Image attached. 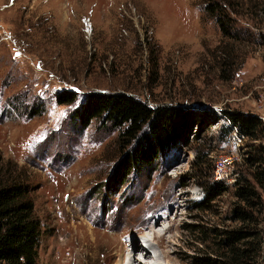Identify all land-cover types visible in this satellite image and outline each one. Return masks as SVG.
<instances>
[{
  "label": "rangeland",
  "instance_id": "rangeland-1",
  "mask_svg": "<svg viewBox=\"0 0 264 264\" xmlns=\"http://www.w3.org/2000/svg\"><path fill=\"white\" fill-rule=\"evenodd\" d=\"M241 7L231 14L235 41L220 38L198 0H0V154L32 185L37 264H129L142 251L135 235L145 231L154 236L149 264H163L166 253L173 264H191L196 238L242 223L230 217L245 207L233 182L219 181L227 189L215 197L208 190L213 158L228 152L237 177L260 190L246 159L264 158V12ZM62 90L77 99L57 104ZM96 91L208 110L209 119L198 118L187 146L110 189L123 152L117 131L99 120L79 129L71 118L81 95ZM224 110L259 117V139L217 133ZM256 217L264 264V212Z\"/></svg>",
  "mask_w": 264,
  "mask_h": 264
},
{
  "label": "trees",
  "instance_id": "trees-1",
  "mask_svg": "<svg viewBox=\"0 0 264 264\" xmlns=\"http://www.w3.org/2000/svg\"><path fill=\"white\" fill-rule=\"evenodd\" d=\"M198 0L204 18L213 20L220 38L238 40L231 14L247 8L248 14L264 12V0ZM244 11V10H243ZM246 13V11H245ZM78 94L62 90L56 94L57 104L68 105ZM208 110L199 113L189 107L172 105L149 106L125 92H89L81 95L73 108L71 118L79 129L86 128L92 120L109 123L117 132L116 145L123 152L116 161L107 187L122 186L128 177L143 167L153 164L170 149L187 146L191 129L198 118L208 121ZM226 120L217 133H227L233 128L248 140L259 139L262 124L259 117L238 111L224 110L220 115ZM252 167L251 178L257 188L243 177L231 184L233 195L244 201L245 207L235 206L230 217L242 223L221 234L210 229L211 238H196L201 248L191 264H258L262 246L261 230L257 228L264 212V158L260 153L246 159ZM227 186L219 181L208 185L211 196L225 192ZM33 188L26 170L10 158L0 154V264H37V249L41 223L33 205ZM203 203L196 208L202 209ZM254 210L256 211L254 213ZM199 232V231H198ZM211 239L212 247L207 241Z\"/></svg>",
  "mask_w": 264,
  "mask_h": 264
},
{
  "label": "built area",
  "instance_id": "built-area-1",
  "mask_svg": "<svg viewBox=\"0 0 264 264\" xmlns=\"http://www.w3.org/2000/svg\"><path fill=\"white\" fill-rule=\"evenodd\" d=\"M231 137L235 142H240L241 137L236 134L235 128H233L231 131ZM235 156L236 155H233V153L228 152L224 154H217L213 158L210 173V177L212 178V180H223L226 181V183L235 181V179L237 178V174L234 172V165L237 158Z\"/></svg>",
  "mask_w": 264,
  "mask_h": 264
},
{
  "label": "bare ground",
  "instance_id": "bare-ground-1",
  "mask_svg": "<svg viewBox=\"0 0 264 264\" xmlns=\"http://www.w3.org/2000/svg\"><path fill=\"white\" fill-rule=\"evenodd\" d=\"M150 233H151V235H152V232L150 231ZM159 236V235H158ZM158 236H155V237H158ZM152 237V240H153V238H154V236L152 235L151 236ZM161 239V238H160ZM154 245V240H153V242H152V246ZM158 246V245H157ZM142 250V249H141ZM130 251L131 252H134V248L132 247V245L130 246ZM139 255H138V257L137 258H133L132 260L131 259H129L128 260V263L129 264H149V261H150V259L151 258H147V256H146V254L145 253H149L148 251H145V250H142V251H138L137 252ZM162 254V253H161ZM157 255V254H156ZM163 257L161 258L162 259V261H163V264H173V262H172V260H171V257L169 256V254H165V255H162ZM160 259V260H161ZM127 262V261H126ZM154 263H156L155 262V260L153 261ZM158 262V261H157ZM153 263V264H154ZM120 264H122V261L120 262ZM123 264H125V263H123ZM161 264H162V262H161Z\"/></svg>",
  "mask_w": 264,
  "mask_h": 264
},
{
  "label": "clouds",
  "instance_id": "clouds-1",
  "mask_svg": "<svg viewBox=\"0 0 264 264\" xmlns=\"http://www.w3.org/2000/svg\"><path fill=\"white\" fill-rule=\"evenodd\" d=\"M141 236H143L144 238H146L147 237V239H148V248H151L152 247V242H153V240H152V235H151V233L149 232V231H145V232H142V233H138V234H136L135 235V241L137 240V238L138 237H141ZM139 248L140 249H142V250H147V249H143V248H141V246L139 245ZM154 256H156L157 257V255L156 254H154Z\"/></svg>",
  "mask_w": 264,
  "mask_h": 264
}]
</instances>
